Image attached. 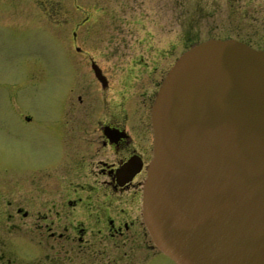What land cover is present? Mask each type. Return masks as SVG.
I'll use <instances>...</instances> for the list:
<instances>
[{
	"label": "flooded vegetation",
	"instance_id": "flooded-vegetation-1",
	"mask_svg": "<svg viewBox=\"0 0 264 264\" xmlns=\"http://www.w3.org/2000/svg\"><path fill=\"white\" fill-rule=\"evenodd\" d=\"M82 7L57 25L69 29L74 55L65 46L54 71L2 85L10 125L0 129L16 155L12 167L0 164V264H171L152 245L140 203L151 104L173 64L138 61L111 75L77 46L99 36ZM261 29L238 41L264 53Z\"/></svg>",
	"mask_w": 264,
	"mask_h": 264
},
{
	"label": "water",
	"instance_id": "water-1",
	"mask_svg": "<svg viewBox=\"0 0 264 264\" xmlns=\"http://www.w3.org/2000/svg\"><path fill=\"white\" fill-rule=\"evenodd\" d=\"M160 84L140 205L152 244L172 264H264V54L210 39Z\"/></svg>",
	"mask_w": 264,
	"mask_h": 264
},
{
	"label": "rangeland",
	"instance_id": "rangeland-1",
	"mask_svg": "<svg viewBox=\"0 0 264 264\" xmlns=\"http://www.w3.org/2000/svg\"><path fill=\"white\" fill-rule=\"evenodd\" d=\"M78 5L97 20L99 36L77 46L111 75L138 61L172 64L188 47L210 39H255L264 25V0H0V124L5 130L10 116L2 85L30 72L54 71L66 49L74 53L66 46L69 29L57 25ZM5 130L0 129V164L12 167L16 144Z\"/></svg>",
	"mask_w": 264,
	"mask_h": 264
}]
</instances>
